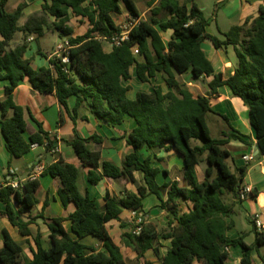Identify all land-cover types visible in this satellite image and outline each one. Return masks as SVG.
Returning a JSON list of instances; mask_svg holds the SVG:
<instances>
[{"label": "trees", "instance_id": "trees-1", "mask_svg": "<svg viewBox=\"0 0 264 264\" xmlns=\"http://www.w3.org/2000/svg\"><path fill=\"white\" fill-rule=\"evenodd\" d=\"M9 1L0 0V82H9L0 101V113L2 134L12 158H22L33 145L44 146L48 153L55 152L58 147L57 138L45 132L41 125L29 142L24 138L27 131L25 111L16 105L13 94L26 79L39 93L55 94L64 107L69 98L76 97L74 111L89 101L91 112L108 126L122 124L126 116L134 119L137 126L128 135L127 143L133 152L126 156L122 167L102 161L100 153L89 149V143H103L97 135L88 139L76 135L73 140L64 141L74 149L77 162L66 163L59 159L41 175L59 181L61 202L65 207L72 203L75 211L66 219H49L40 214L39 218L49 229L50 247L44 249L38 233L34 237L36 250L32 260L24 257L22 247L4 231L0 264H127L107 225L119 220L123 211H142L145 198L149 195L160 197L165 189H169L167 200L162 201L160 208L173 218L169 221L170 230L160 235L154 228L145 226L139 235H123L125 245L137 255V264H142L150 250L161 264H227L231 247L241 248L240 264H255L252 254L264 246V230L259 231L252 222L253 245H248L244 236L235 239L227 236L234 222L226 219L232 218L235 205L241 202L239 190L247 172V168L233 171L227 162L231 154L226 145L239 138L223 133L221 138L214 139L207 115L213 113L210 97L217 95L220 87L229 86L234 96L249 109L250 123L264 157V4L257 18L231 28L221 40L207 34L209 21L195 0H159L148 20L141 19L135 0H42V14L29 17L23 26L19 21L27 5L20 4L9 13L6 10ZM155 2L149 0L147 6L152 7ZM162 12H166V20L158 18ZM72 15L88 21L89 28L83 35L74 36L69 26ZM51 18L52 23L49 22ZM119 18L138 20V23L127 40L107 53L103 40L120 33ZM49 29L58 32L61 39H68L69 63L63 64L61 59L54 57L50 60L51 67L35 69L30 60L25 59L30 49L28 38L32 35L43 37ZM168 31L173 34L165 43L161 33ZM21 32L23 42L11 48L15 36ZM206 40L216 49L233 46L238 67L232 76L225 79L222 73H215L202 49ZM134 48L138 49V56L133 54ZM134 65L141 82H149L162 74L171 91L164 94L158 88L150 94L138 93L135 100H130L127 97L129 88L122 82L131 80L130 69ZM188 72L196 80L212 78L207 95L195 97L179 82L178 75ZM222 117L229 123L226 116ZM145 147L173 150L181 156L185 185L174 181L160 187L156 181L159 170L152 166L150 159L140 161L139 152ZM201 162L206 164L202 181L197 174ZM81 168H90L88 182L92 185L104 179L136 183L135 172L142 173L144 185L138 186L137 193L123 197L107 193L105 209L101 212L88 189L84 193L79 189ZM38 189L37 179L28 180L18 188L10 181L5 185L0 182V203L6 206L0 217L7 218L24 237L31 236L32 220L21 222L19 215L34 208ZM226 195H232L235 202L228 203ZM177 199L191 205L188 212H180ZM46 206L48 201L44 208ZM65 221L72 222V232L77 239L65 230ZM89 236L101 241L103 249L81 243ZM159 236L171 240V247L162 257L155 246ZM259 257L260 264H264V256Z\"/></svg>", "mask_w": 264, "mask_h": 264}, {"label": "crops", "instance_id": "crops-1", "mask_svg": "<svg viewBox=\"0 0 264 264\" xmlns=\"http://www.w3.org/2000/svg\"><path fill=\"white\" fill-rule=\"evenodd\" d=\"M148 1L149 0L146 1L145 11L141 15V19L144 20H148L152 17L151 10L157 5L159 0H156L152 7L147 6ZM13 2L14 0H10L7 4L6 10L9 13L14 12L20 4L27 5L19 21L20 26H23L29 17L42 14V0H16L15 4H12ZM263 4L264 0H216V10L213 19L216 30L211 28L212 24L209 22V26L206 28L207 34L223 40L224 34L229 32L231 28L242 26L247 21L251 22L257 18L259 8ZM123 15H126V13L124 12ZM158 18L166 20V12H162ZM50 21L52 23L54 20L51 18ZM55 32L56 31L49 32V30H45L43 37L49 33ZM56 33L59 36L58 32ZM172 34L171 31L161 33L165 43L171 39ZM23 38V33H18L11 43V48L20 45L23 42ZM34 38L35 41L33 43L36 42L38 45L34 50L32 48V43H30V49L25 54V59L30 60L32 67L35 69L51 67L50 60L54 58L57 48H54L52 52L44 50L39 44L38 38L36 36H34ZM65 39H61V42ZM60 44L61 43H59L57 47ZM202 49L207 59L213 64L215 73H222L225 79L234 74L235 69L238 67V59L233 46L216 49L211 41L206 40L202 44ZM111 50L112 47L109 44L108 46H104L105 52L108 53ZM130 73L131 80L122 82L124 87L129 88L127 97L130 100H135L138 93L150 94L158 88H161L164 94L171 91L162 74H158L156 77L150 79L149 82L143 83L137 77L135 65L131 67ZM177 78L195 97L207 95L209 92L208 84L212 80V78L196 80L192 77L190 72L178 75ZM8 84V81L0 82V101L5 96V87ZM13 98L16 105L22 107L25 111L27 131L24 134V138L27 142H29L33 134L39 131L40 125L45 132L49 133L50 136L56 137L58 140V147L55 152L48 153L44 146L33 145L29 153L25 154L20 159H14L6 148V141L2 134L0 113V182L3 185H5L7 181H10L12 185H22L28 180L37 179L39 181V189L35 195L36 205L31 211L19 215L21 222L32 220V224L29 226L31 236H22L19 229L14 227L7 218L0 217V249L4 246L3 233L6 231L11 238L22 247L24 257L32 260L33 251L36 250L34 237L38 233L42 237L41 241L44 249L50 247L49 229L44 220L39 218L40 214H43L45 218L49 219H66L75 211V206L72 203L65 207L61 202L58 194L60 188L59 181L53 179L49 175H41L46 167L57 162L59 159H62L66 163L77 162V155L74 149L64 141H71L76 135H79L83 139H88L97 135L103 139V143H89V149L93 152L100 153L102 161H107L118 167H122L126 156L133 152V148L127 143V139L128 135L136 128L137 124L134 119L126 116L122 124L116 127L108 126L91 112L88 106L89 101L83 103V105L74 111L77 104L76 97L69 98L67 106L64 107L59 103L55 94L39 93L32 88L27 79L15 90ZM210 104L213 113L209 114L215 117L214 126L219 130V135L227 133L239 138L231 140L229 144L226 145V149L231 154V158L227 161L230 168L233 171L236 168H247L242 187L250 188V194L247 198L249 196L260 198L264 194V157L260 154L256 134L250 123L248 107L244 105L241 99L234 96L232 90L227 85L220 87L218 89V94L210 97ZM222 116H226L229 119V123L224 120ZM220 121L225 122L226 126L223 127ZM249 154L254 156V160L246 164L243 161V156ZM139 157L141 162L150 159L152 166L159 170L156 181L160 187L174 181L179 182L181 185H185L183 180L184 162L182 157L175 151H167L159 148L149 149L145 147L139 152ZM89 170L90 168H81L78 183L79 189L82 193L88 189L91 198L96 202L97 209L101 212L105 209V196L107 193L111 196L123 197L129 193H137L138 186L144 185L143 175L140 172H135L134 174L136 183H127L123 180L104 179L99 182V184L92 185L88 182ZM168 190L169 189H165L161 191L160 197L149 195L145 198L143 201L144 208L140 213L146 215V213L152 214L153 211H157L158 214L155 215L157 220H164V222H166L169 219V221H173L169 212L160 208L162 201L167 200ZM46 201H48V206L44 208ZM146 201L148 202L145 203ZM177 201L179 202V210L181 213L189 211L191 207L189 203L181 199H177ZM14 208L15 210L17 209L16 206ZM5 210L6 206L0 203V212ZM235 213L234 208L232 218L226 219L227 222H231V220L234 222V227L227 231V236L231 239L244 236L246 239L250 233L246 229L243 232L239 231L238 223L234 218ZM130 217V212L123 211L119 220L112 221L107 225L109 234L110 231H114L116 235L122 237L124 234L130 233ZM250 222H254L253 219L250 220ZM262 223L264 224V221H262ZM63 226L73 239H77V236L72 232L71 221H65ZM113 240L121 248L119 243H117L115 239ZM81 243L86 246L95 247L98 250L103 249L102 242L92 236L84 238L81 240ZM155 246L158 247L160 257H162L171 247V240H165L159 236ZM263 248L264 246L253 252L252 259L255 264L261 263L259 256H264V253L261 252ZM130 249L133 251L132 248ZM121 251L123 253L122 249ZM228 251L230 257L227 264H240L242 258L241 248L231 247ZM144 262L161 264L160 259L152 250L146 253L142 264Z\"/></svg>", "mask_w": 264, "mask_h": 264}, {"label": "rangeland", "instance_id": "rangeland-1", "mask_svg": "<svg viewBox=\"0 0 264 264\" xmlns=\"http://www.w3.org/2000/svg\"><path fill=\"white\" fill-rule=\"evenodd\" d=\"M147 0H135L139 10L141 11V15L145 11ZM16 0L12 4H15ZM196 4L199 6L201 11L204 13V17L210 22L211 28L216 30V25L213 22L215 8H216V0H196ZM49 22L51 23L50 19ZM124 22V19L119 18L118 24ZM69 26L73 28L74 35L80 36L83 35L87 29L89 28L88 21L82 18H76L73 15L71 16V20L69 22ZM54 31L53 29H49V32ZM39 44L42 46L44 50L52 52L54 48H57V45L61 42V38L57 35V33H49L45 37L38 38ZM104 46H108L106 42H103ZM38 43H32V48L35 50ZM205 81V80H204ZM214 116L212 114L207 115V123L211 131V135L214 139H219L222 135H219V130L214 126ZM223 127L226 126V123L220 121ZM206 167L205 162H201L198 167V176L202 181L204 179V169ZM225 200L228 203L235 202V199L232 195H226ZM146 201L145 203H147ZM236 204V203H235ZM235 215L234 218L238 223L239 231L243 232L246 230L249 231V235L246 237L245 242L249 245L254 244L255 234L253 231V225L250 220L258 214L260 215V220L264 221V194L260 198H254L249 196L245 201L239 202L235 205ZM152 214L146 213V226H150L154 228L160 235L164 232L170 230L171 226L169 225V219L164 222V220H157ZM244 224V225H243ZM110 235L113 239L119 243L121 249L123 250L124 257L126 259L127 264H137L136 253L134 250L132 251L129 247L125 245V240L123 236H118L115 232L110 231ZM264 253V248L261 251Z\"/></svg>", "mask_w": 264, "mask_h": 264}, {"label": "built area", "instance_id": "built-area-1", "mask_svg": "<svg viewBox=\"0 0 264 264\" xmlns=\"http://www.w3.org/2000/svg\"><path fill=\"white\" fill-rule=\"evenodd\" d=\"M138 23V20H132V21H124L121 24H119L120 33L114 35L110 39H104L103 41L108 43L111 47L113 46H119L121 42L128 39L129 34L132 30V28ZM35 41L34 36H30L28 38V43H33ZM70 44L68 39H65L56 49L54 57H57L62 60L63 64L69 63V50H70ZM133 54L135 56L139 55V51L137 48L133 49ZM254 160V156L252 154L243 156V161L248 164ZM14 188H18V184L12 185ZM250 194V188L249 187H241L239 190V199L240 201H245L247 196ZM253 221L255 223L256 228L259 231L264 230V224L260 220V215L256 214L253 217ZM130 233L133 235H139L143 228L146 226V215L143 213L138 212H132L130 217Z\"/></svg>", "mask_w": 264, "mask_h": 264}, {"label": "water", "instance_id": "water-1", "mask_svg": "<svg viewBox=\"0 0 264 264\" xmlns=\"http://www.w3.org/2000/svg\"><path fill=\"white\" fill-rule=\"evenodd\" d=\"M157 214H158L157 211H153V212H152V216L157 215Z\"/></svg>", "mask_w": 264, "mask_h": 264}]
</instances>
